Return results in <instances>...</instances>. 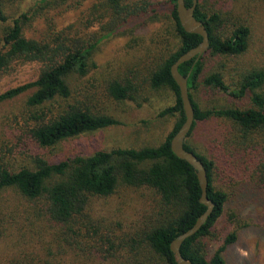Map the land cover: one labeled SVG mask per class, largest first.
Segmentation results:
<instances>
[{
    "label": "trees",
    "instance_id": "1",
    "mask_svg": "<svg viewBox=\"0 0 264 264\" xmlns=\"http://www.w3.org/2000/svg\"><path fill=\"white\" fill-rule=\"evenodd\" d=\"M5 1L0 0V21L6 20L2 9ZM153 1L102 0L95 4L89 16L82 15L77 23L61 32L56 41L29 39L23 34L20 21L14 22L5 34L4 47L0 46V74L18 59L41 62L43 68L35 81L0 94V104L34 90L26 103L34 110L28 117V135L36 145L52 148L82 134L120 124L110 115L68 103L73 98L72 80L89 74L94 52L104 40L141 14L155 11ZM177 1L169 0L174 2V7L166 13L178 38L177 44L162 34L156 43L158 56L148 67L149 86L156 91L169 89L175 95V103L161 112L162 117L176 118L172 132L155 147L97 151L57 162L37 158L34 165L17 168L5 161L6 155H0V241L7 242L10 250L0 254V264H62V261L90 264L97 256L113 263V258L120 256L127 259L123 264H177L171 243L191 229L207 210L200 203L202 191L195 169L171 149V141L185 121L180 90L171 67L180 56L202 42L201 36L183 29ZM192 4L193 0H186L188 7ZM195 16L206 25L211 45L198 62L192 60L179 68L182 75L188 76L196 119L185 148L195 153L207 169L208 196L215 209L203 228L184 242L181 251L194 264H227L224 253L237 241L238 232L230 234L211 258L207 256L204 240L211 236L229 204L221 175L231 171L236 183L252 186L264 194V68L245 72L232 83L220 71L205 75L207 54L215 57L246 53L252 31L245 22L232 28V20L206 0H199ZM202 88L235 100L248 98L249 104L207 108L199 95ZM107 91L114 100L122 102L132 99L137 90L131 82L114 80L109 82ZM213 118L227 122L230 130L219 140H213L210 147L213 154H200L188 139L200 123ZM121 184L155 190L162 211L165 208L166 215H171L137 232L136 237L120 236L119 230L111 227L96 228L97 223L89 212L92 199L115 195ZM9 192H15L27 205L25 215L19 219L14 207L6 205L5 196Z\"/></svg>",
    "mask_w": 264,
    "mask_h": 264
},
{
    "label": "rangeland",
    "instance_id": "2",
    "mask_svg": "<svg viewBox=\"0 0 264 264\" xmlns=\"http://www.w3.org/2000/svg\"><path fill=\"white\" fill-rule=\"evenodd\" d=\"M100 1L6 0L2 5L6 20L0 21V46L4 47L5 34L16 20L20 21L25 37L41 42L56 41L57 36L77 23L82 15L89 16ZM206 1L232 20V28L245 22L251 27L252 34L248 51L240 56L212 57L207 54L205 75L220 71L225 80L232 83L245 72L264 68V0ZM153 2H156L155 11L141 14L104 40L94 52L89 74L72 80L73 98L68 103L81 104L94 112L110 115L120 124L42 149L28 135V117L34 111L26 103L34 92L30 90L0 104V155L7 156L5 161L17 168L34 165L37 158L57 162L78 154L92 155L97 151L155 147L165 141L174 129L176 118L162 117L161 112L175 103V95L169 89L156 91L149 86L148 67L158 56L159 46L156 43L162 34L174 44H177L178 38L171 19L166 15L174 7V2ZM7 49L4 48V52ZM42 68L41 62L13 61L0 74V94L35 81ZM114 80L134 84L137 91L133 92L132 99L118 102L109 96L107 86ZM199 93L205 107L210 109L249 104L248 98L235 100L205 88ZM226 123L218 118L200 123L188 143L200 154L210 156L213 154L210 153L213 140H219L230 130V125ZM231 174L230 171L220 176L225 182L229 204L211 236L204 240L207 256L211 258L224 245L226 238L237 231V241L229 245L224 253L227 264H264V194L252 186L236 183ZM5 201L7 206L14 207L17 219L25 215L27 205L15 192L6 193ZM89 212L97 223L96 228L105 230L111 227L119 230L120 236L136 237L137 232L145 231L157 220L163 219L167 210L164 208L162 211L160 196L155 190L121 184L115 195L92 199ZM170 215L167 213L165 217ZM7 244L0 241V254L10 251ZM117 257L113 258V263L100 260L101 256H97L90 264L127 263L126 258Z\"/></svg>",
    "mask_w": 264,
    "mask_h": 264
},
{
    "label": "water",
    "instance_id": "3",
    "mask_svg": "<svg viewBox=\"0 0 264 264\" xmlns=\"http://www.w3.org/2000/svg\"><path fill=\"white\" fill-rule=\"evenodd\" d=\"M198 2L199 0H193L191 7L186 5V0H178L176 3L177 14L183 29L187 33L201 36L202 42L197 47L180 56L171 67L172 77L180 90L185 114V121L183 125L171 141V149L178 158L188 162L195 169L202 191L200 203L205 205L207 210L198 218L195 225L191 229L178 236L171 243V251L174 254L175 262L177 264H194L191 260H188L183 256L181 248L184 242L195 236L203 228L215 209V204L208 196L209 179L207 169L195 153L185 148L186 140L193 129L196 119L195 109L190 98L188 76L186 77L182 75L179 68L181 65L192 60L198 62L208 52L211 45L210 35L206 25L195 16Z\"/></svg>",
    "mask_w": 264,
    "mask_h": 264
}]
</instances>
